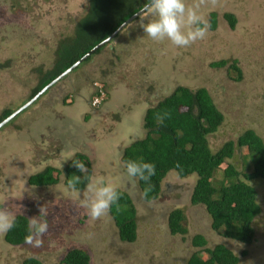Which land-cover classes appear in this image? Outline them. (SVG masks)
<instances>
[{
	"label": "rangeland",
	"instance_id": "obj_1",
	"mask_svg": "<svg viewBox=\"0 0 264 264\" xmlns=\"http://www.w3.org/2000/svg\"><path fill=\"white\" fill-rule=\"evenodd\" d=\"M185 3L195 8L198 0ZM87 5L88 0H0V115L30 100L41 73L53 64L59 42L73 35ZM195 10L208 23L211 13L216 16L203 40L186 48L168 40L154 42L142 28L156 18L147 9L87 63L81 62L0 127V210L29 220L45 206L48 215L41 219L49 223L42 248L9 246L0 232V264H21L28 257L59 264L72 248L83 249L89 264H186L193 253L203 259L204 250L218 244L238 256L237 264H264L263 179L253 184L260 213L251 223L252 242L242 244L225 238L223 229L212 230L205 208L190 203L195 175L180 178L168 172L158 196L145 202L120 159L125 147L144 136L146 109L178 86L205 88L221 112V126L207 137L212 152L248 129L264 142V0H218L216 6L206 3ZM225 13L235 17L233 29ZM220 61L226 64L212 65ZM232 64L240 69V80L233 71L228 76ZM77 153L89 160V182L103 180L130 197L136 222L133 243L119 239L109 214L94 220L80 206L89 195L87 186L72 190L62 175L52 186L27 182L45 167L62 170ZM252 157L246 149H236L213 173L212 184L228 183L222 175L227 164L250 171ZM174 209L183 212L184 235L169 233L167 218ZM196 235L206 242L201 248L191 243Z\"/></svg>",
	"mask_w": 264,
	"mask_h": 264
},
{
	"label": "trees",
	"instance_id": "obj_2",
	"mask_svg": "<svg viewBox=\"0 0 264 264\" xmlns=\"http://www.w3.org/2000/svg\"><path fill=\"white\" fill-rule=\"evenodd\" d=\"M147 3L148 0H88L86 12L76 22L73 35L59 42L53 64L49 70L41 73L37 85L31 91L30 99ZM209 17L210 28L213 29L216 16L211 13ZM223 17L233 29L235 17L230 13L223 14ZM99 51L100 48L94 53ZM90 56L83 62L87 63ZM225 64V61H220L212 65L221 67ZM230 71L236 73L235 80H240L241 72L236 64L228 66V76ZM11 113V110H4L0 115V122ZM222 122L223 116L205 88L191 91L185 86H178L154 106L146 109L142 124L144 136L125 147L120 159L124 168L128 161L155 165L156 174L149 183L146 184L136 178L141 198L145 202L158 196L160 182L168 172L173 171L180 178L195 175L190 203L205 208L211 219L212 230L223 229L225 238L250 244L253 238L251 223L260 213L253 184L257 180H264V142L253 130L248 129L235 141L229 140L212 152L207 137L215 133ZM236 149H246L253 155L251 170L241 172L233 165L227 164L222 170V175L228 183H221L215 187L212 184L213 173L233 157ZM73 160L84 162L87 172L81 173L73 165ZM61 175L63 184L68 188L69 180L80 176L81 181L76 184L75 190L84 189L90 178L88 158L77 153L62 170L45 167L42 171L29 176L27 182L38 187L52 186L58 183ZM149 186L151 190L145 197L144 191ZM117 191L120 193V199L112 206L109 216L117 229L119 239L122 242L133 243L136 240L135 209L130 197L123 190ZM14 220V226L4 232L3 239L9 246H20L25 244L29 220L24 215H16ZM183 220L181 210L174 209L169 213L167 226L171 235L185 234ZM191 243L197 248L206 244L201 235L194 236ZM204 251L207 254L205 258L202 259L197 253H193L186 264L239 262L238 256L220 244ZM245 253L242 252V255L245 256ZM21 264L43 263L34 257H28L22 260ZM59 264H89V256L83 249L72 248L64 254Z\"/></svg>",
	"mask_w": 264,
	"mask_h": 264
},
{
	"label": "clouds",
	"instance_id": "obj_3",
	"mask_svg": "<svg viewBox=\"0 0 264 264\" xmlns=\"http://www.w3.org/2000/svg\"><path fill=\"white\" fill-rule=\"evenodd\" d=\"M206 3L216 6L218 0H198L195 8H189L185 0H148L147 9H150L151 14L156 18L142 26L143 32L154 42L168 40L178 48L189 47L196 41L203 40L210 28L208 21L195 10ZM73 165L81 173L87 172L84 162L73 160ZM125 169L126 177L132 182L139 178L147 184L156 174L155 165L147 162L128 161ZM80 181L81 177L75 176L69 180V187L75 190L76 184ZM86 190L89 195L80 206L94 220L107 216L112 206L117 204L120 199V193L117 189L103 180L89 182ZM150 190L151 186L145 189V197ZM47 215V208L40 206L39 216L29 218L28 235L25 237V243L28 246L32 248L44 246V238L49 231V223L41 217ZM14 223V217L10 213L0 210V232L9 231Z\"/></svg>",
	"mask_w": 264,
	"mask_h": 264
},
{
	"label": "water",
	"instance_id": "obj_4",
	"mask_svg": "<svg viewBox=\"0 0 264 264\" xmlns=\"http://www.w3.org/2000/svg\"><path fill=\"white\" fill-rule=\"evenodd\" d=\"M148 4V3H147ZM147 4L141 8L139 11L131 15L129 18H127L122 24L118 26L117 29H115L114 32H112L106 39L99 42L96 46H94L91 50L86 52L81 58H79L75 63H73L69 68H67L63 73H61L57 78H55L52 82L47 84L45 87H43L33 98H31L27 103H25L22 107H20L18 110L12 112L5 120H2L0 122V127L7 121H9L11 118H13L15 115L22 112L25 108H27L33 101H35L40 95H42L49 86L53 85L55 82L60 80L63 76H66L68 73H70L72 70H74L81 62H83L87 57H89L91 54H93L97 49L104 46L106 43H108L117 33L124 28L129 22L133 21L135 18L143 14L147 10Z\"/></svg>",
	"mask_w": 264,
	"mask_h": 264
}]
</instances>
